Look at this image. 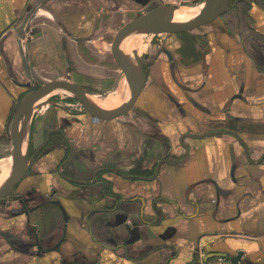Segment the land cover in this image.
<instances>
[{
  "label": "crops",
  "instance_id": "1",
  "mask_svg": "<svg viewBox=\"0 0 264 264\" xmlns=\"http://www.w3.org/2000/svg\"><path fill=\"white\" fill-rule=\"evenodd\" d=\"M141 5L0 0V139L15 99L7 82L24 69L58 77L73 46L96 48L87 39L99 27L112 47ZM224 15L157 44L144 30L146 85L129 116L60 119L67 145H42L0 200V264H217L239 252V264H264V0Z\"/></svg>",
  "mask_w": 264,
  "mask_h": 264
},
{
  "label": "rangeland",
  "instance_id": "2",
  "mask_svg": "<svg viewBox=\"0 0 264 264\" xmlns=\"http://www.w3.org/2000/svg\"><path fill=\"white\" fill-rule=\"evenodd\" d=\"M201 1L202 0H195L194 2L192 1L187 4L180 5L176 7V9L180 10L186 7L192 8L199 6H202L203 9L204 6L200 5ZM130 8H132V6ZM202 9H199L198 13L193 18H196ZM149 10L150 9H148L147 6L144 7V9L142 8V6H139L138 11L140 12L136 13L132 18H137L138 15L142 16ZM96 19H98V17ZM125 26H123L119 30L115 39H112L113 40L112 47H111L112 41H109L110 39L102 38L103 36L101 35V32H103V30H101L100 27L97 28L96 38L87 39V42L94 41V43L90 45L91 46L96 45V48L84 47L81 49V51L82 53L83 52L85 53L82 54L79 53L78 49L75 47L76 45L73 46L72 53L68 55V58H66V61L64 63V66L58 72L59 74L58 77L53 78V75H50L52 72H54L53 70H48V71L44 70V71H36L35 73L38 76L33 75L32 80H30L28 78V75H26L24 69L23 71L20 70V75H18L19 76L18 79H15L13 82L12 81L7 82L8 87L15 92V99L13 102V108L9 116L7 129L5 131L4 136L0 139V163L3 162L8 163V170H5L4 172H0V185L6 179L10 168L9 161L12 158V153H13V143L10 136V127L16 109L20 104V102L27 95H29L30 93L39 89L42 85L47 83L49 81V78L50 80L58 78L56 80L57 82L70 81L71 83L79 84L84 89H86L87 92L91 94L97 102L105 106L108 104L109 105V106L107 105L108 107H116L121 103H123L128 98L131 91V86L125 71L119 65L115 55V50H116L115 43L118 34ZM68 32L71 35L75 36V33H73L72 31L68 30ZM174 34L175 33L173 34L164 33V32L158 33L154 38L155 39L154 42L156 44L159 43L157 41L159 39L161 40L160 43H162L163 39H167L166 37ZM243 34L248 39H250L253 37L255 33L249 31L247 28V31H245ZM151 39H152V35L148 34V31H144V30L136 31L127 42L126 48L129 51L128 54L132 55L136 53L140 57L142 56L144 57V53L148 50L149 47L148 45H150L149 41ZM104 41L106 42L103 43ZM111 49L113 52H111ZM122 84L123 85L127 84L129 90L125 95V97L121 100V102L115 104L113 99L116 97V94ZM136 109L137 108L135 104L134 107L128 113L121 116V118L129 116L132 113V111ZM85 112L86 110L82 106V104L77 99L67 94H54V95L46 96L43 99L39 100L32 108V111L29 112L27 115V118L29 119V123L27 126L26 135L29 144H32L33 147L30 153V159H31V155L36 154L35 152L38 149H41L40 147L42 146L43 141H45V137L47 135L46 133L48 132L49 127L56 128L57 124H59L62 119L71 121V118L78 117L82 114H85ZM24 122L25 120L23 121V123ZM39 122H41L42 126H40ZM57 139L58 138H56L54 142H56ZM58 142L61 141L59 140ZM59 145L60 143L58 145H52L51 147L59 146ZM28 155H29V149H28Z\"/></svg>",
  "mask_w": 264,
  "mask_h": 264
},
{
  "label": "water",
  "instance_id": "3",
  "mask_svg": "<svg viewBox=\"0 0 264 264\" xmlns=\"http://www.w3.org/2000/svg\"><path fill=\"white\" fill-rule=\"evenodd\" d=\"M231 9L229 0H205V6L197 17L185 23L174 21L176 8L173 6H159L128 23L118 34L115 46V55L119 65L125 71L129 80L131 91L127 101L114 109H104L92 103V96L82 86L66 82H51L42 85L39 89L27 95L18 105L10 127V136L13 143L12 172L7 181L0 187V200L9 196L15 187L25 178L29 169L28 149L29 141L26 130L29 123L27 115L34 105L46 96L54 94H67L77 99L85 110L97 120L110 121L128 113L136 104L144 86L146 75L144 65L145 57L132 54L134 64L128 59L126 45L130 37L138 30L151 29L154 33H180L193 31L207 25L223 16ZM28 19H25L23 26ZM25 122L23 123V121ZM26 143V146H25ZM214 258H225L230 264H239L243 253L228 258L226 255H213Z\"/></svg>",
  "mask_w": 264,
  "mask_h": 264
},
{
  "label": "flooded vegetation",
  "instance_id": "4",
  "mask_svg": "<svg viewBox=\"0 0 264 264\" xmlns=\"http://www.w3.org/2000/svg\"><path fill=\"white\" fill-rule=\"evenodd\" d=\"M140 1V5L142 6V8L144 9V7H148V9H150L149 11H147V12H150V11H152V10H154V9H156L157 7H159L160 5L158 4V1L157 0H150L149 2H148V0H139ZM145 5V6H144ZM140 12V11H139ZM138 12V13H139ZM146 12V13H147ZM140 17V15H138V17L137 18H139ZM147 60H148V58H146V62H147ZM146 65L147 64H145V66H144V72H145V74L147 73V67H146ZM30 86H31V84H30ZM85 114H88V115H90L91 117H92V119H94V120H96V118L95 117H93L90 113H88L87 111L85 112ZM78 117H75V118H71V121H73V120H75V119H77ZM98 121H100V120H98ZM46 122H48V121H46ZM53 126V125H52ZM59 125L57 124V127H58ZM52 128V127H49V129H48V132L46 133L47 135H46V137H45V141H43V143H42V145H58L59 143H60V145H67V139H66V137H65V135H64V132H63V130H61V129H58V128ZM56 138H58L61 142H58L59 140L57 139V141L56 142H54L55 140H56ZM59 145V146H60ZM53 147H56V146H53ZM32 144H29V155H28V158H29V162H30V153H31V150H32ZM33 154V153H32ZM31 158H33V155H31ZM101 172H105L104 170H102ZM101 172H98V174L97 175H99V173H101ZM65 175V174H64ZM96 178V177H95ZM96 180V179H95Z\"/></svg>",
  "mask_w": 264,
  "mask_h": 264
},
{
  "label": "bare ground",
  "instance_id": "5",
  "mask_svg": "<svg viewBox=\"0 0 264 264\" xmlns=\"http://www.w3.org/2000/svg\"><path fill=\"white\" fill-rule=\"evenodd\" d=\"M193 20V19H192ZM174 21L175 22H177V23H185V22H188V21H191V20H184V19H181V18H179V17H177L176 16V12H175V18H174ZM131 45V44H130ZM126 47H127V45H126ZM126 53H127V57H128V59H130V61L134 64L135 62L133 61V58H132V55H129L128 53H129V51L127 50V48H126ZM130 95V94H129ZM129 97V96H128ZM90 99H91V101H92V103H94L95 105H97V106H99V107H101V108H104V109H114V108H117V107H119L120 105H122V104H124L126 101H127V99L123 102V103H121L120 105H118V106H116V107H108L107 105L105 106V105H102V104H100L99 102H97L95 99H94V97L93 96H91L90 97ZM25 135H26V133H25ZM26 138H27V135H26ZM25 146H26V143H25ZM11 172H12V163H11V167H10V169H9V172H8V174H7V177H6V179L3 181V183L0 185V187L7 181V179L9 178V176H10V174H11Z\"/></svg>",
  "mask_w": 264,
  "mask_h": 264
},
{
  "label": "trees",
  "instance_id": "6",
  "mask_svg": "<svg viewBox=\"0 0 264 264\" xmlns=\"http://www.w3.org/2000/svg\"><path fill=\"white\" fill-rule=\"evenodd\" d=\"M229 1H230L231 7L234 6V7L238 8L239 15L242 18L246 14V11L248 10L249 3L253 2V0H229ZM241 23L242 22L240 21L239 24H241Z\"/></svg>",
  "mask_w": 264,
  "mask_h": 264
},
{
  "label": "built area",
  "instance_id": "7",
  "mask_svg": "<svg viewBox=\"0 0 264 264\" xmlns=\"http://www.w3.org/2000/svg\"><path fill=\"white\" fill-rule=\"evenodd\" d=\"M217 264H230L228 259L225 258H217Z\"/></svg>",
  "mask_w": 264,
  "mask_h": 264
}]
</instances>
